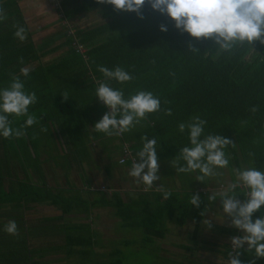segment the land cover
Returning <instances> with one entry per match:
<instances>
[{"label":"trees","instance_id":"trees-1","mask_svg":"<svg viewBox=\"0 0 264 264\" xmlns=\"http://www.w3.org/2000/svg\"><path fill=\"white\" fill-rule=\"evenodd\" d=\"M23 1L0 0L6 17L0 21V90L10 87L13 78L18 77L25 92L36 94L37 102L29 107L28 115L34 116L37 123L25 127L27 116L9 115L11 127L20 129L24 135L0 136V225H3L0 226V264H123L124 249L129 247V242L107 245L108 239H103L94 227L98 220L94 209L108 210V216L118 220L121 228L144 230L138 255L148 258L147 264H213L207 258L201 261L199 257L189 256L193 251L214 254L220 257V264H227L229 243L198 241L201 213L213 203L206 193L171 192L165 200L163 193L150 189L142 192L141 197L124 201L117 190L107 187L89 199L92 193L89 185L85 184V190L76 187L67 179L66 171L67 167L69 171L76 168L79 180L81 177L84 183L87 176L82 165L87 173L91 171L96 165L91 155L96 153V148L101 150L100 145L107 162L131 169L129 161L119 163L121 149L126 145L137 157L143 146L140 138L144 135L148 139L156 138V153L161 159L176 161L180 149L190 146L188 130L180 133L178 125L191 123L196 116L206 121L204 135L219 134L235 144L224 149L229 159L225 169L232 183L233 169H242L247 161L251 162L250 167H261L264 163V45L258 41L250 46L238 44L231 52L218 54L212 40H195L181 33L166 15L153 11L147 2L138 15L116 11L111 5L97 4L96 0H54L65 22L75 23L91 14L94 22L71 33L67 30L58 33L36 45L20 8ZM14 25L25 28V40L15 37ZM161 25L167 27L166 32L159 30ZM74 43L83 48L82 53ZM189 45L197 52L190 51ZM56 52L55 56L43 59ZM99 66L110 70L119 66L127 71L133 77L131 81L106 82L122 90L126 99L138 91L152 92L159 98L161 110L149 114L120 136L97 132L95 123L108 111L96 97L98 84L105 82ZM22 68L29 70L27 76L22 75ZM254 106L258 110L252 113L250 109ZM168 109L171 115H165ZM105 142H108L106 146ZM51 164L55 170L63 171L64 187L48 183L45 171H52ZM180 165H184L183 160ZM175 173L191 174L195 178L199 175L198 172ZM83 191L88 195L82 194ZM246 191L242 187L235 189L242 203L247 199ZM192 195L199 196V207L190 205ZM34 205L56 212L42 217V231L38 220L25 219L24 213ZM261 215L264 207L253 214V221ZM167 219L173 220L177 227L186 220L193 223L189 243L179 247L187 254L178 257L179 260L161 256L159 245L148 251L155 239L164 237L166 231L162 225ZM11 220L17 224L18 235L5 231L3 222ZM230 232L241 235L238 229ZM246 248L247 245L240 250L242 264L252 261L264 264V258H255Z\"/></svg>","mask_w":264,"mask_h":264},{"label":"clouds","instance_id":"clouds-1","mask_svg":"<svg viewBox=\"0 0 264 264\" xmlns=\"http://www.w3.org/2000/svg\"><path fill=\"white\" fill-rule=\"evenodd\" d=\"M148 3L153 11L166 15L173 23L175 29L195 40L201 38L212 40L217 53L231 52L236 45H251L259 42L264 45V0H96L97 4L111 5L116 11L136 13L145 3ZM5 14L0 8V21ZM142 18V17H140ZM15 37L23 41L26 39L24 27L15 26ZM159 30L166 32L167 27L161 25ZM189 50L197 52L189 45ZM21 63L23 60L21 58ZM28 69L22 68L21 73L28 75ZM98 71L105 77V82H100L96 89L97 100L102 102L108 111L95 123L94 129L107 136H120L145 120L149 114L161 110V102L150 91H138L129 98L124 97L120 89H114L106 81L115 80L123 84L133 77L124 69L117 66L110 70L99 66ZM37 102L36 94L27 93L24 84L18 77H14L10 87L0 90V136L9 138L24 135L20 129L14 130L8 119L9 115L16 117L27 116L25 127L37 123L34 116L28 115V109ZM257 107L250 111L255 113ZM165 115H171V109L165 111ZM206 121L193 117L192 122L178 125V131L184 133L188 130L189 144L179 151V159L172 164L177 173L198 172L195 181L204 182L205 178L220 175L216 169L229 166V159L224 149L229 145L234 146L231 140L219 134L204 135ZM203 137V138H202ZM142 149L136 154L138 159L132 163L129 176L134 178L136 184H143L144 190L153 189V184L159 181L160 167L157 152L156 138L148 139L142 136ZM180 160L184 165H180ZM123 163V161H121ZM237 177V183H229L221 193V206L224 217L231 219V226L240 230L241 236L231 238L233 251L229 253L227 264H242L240 250L247 245L246 251L252 253L255 258H264V215L253 221V214L264 207V171L254 167L246 169H233ZM246 189L245 202L241 203L236 197L235 189ZM163 192L164 199L171 196L169 190L162 185L155 188ZM210 202L217 200L216 194L208 196ZM190 205L199 207L198 195L190 197ZM203 215V213H201ZM209 227L210 222L204 221ZM5 231L10 235H18L17 224L14 220L8 222ZM254 264V261L250 262Z\"/></svg>","mask_w":264,"mask_h":264},{"label":"rangeland","instance_id":"rangeland-1","mask_svg":"<svg viewBox=\"0 0 264 264\" xmlns=\"http://www.w3.org/2000/svg\"><path fill=\"white\" fill-rule=\"evenodd\" d=\"M84 4V2H83ZM57 7L58 5L56 4L55 1L51 0V2L49 0H27L26 2H24V4L22 5V14L23 17L28 25L29 31L31 32V39L33 41L34 44H38L40 43L42 40L50 38V37H54L56 36L58 33H62L64 31H68L71 32L73 29L76 28H84V27H88L90 24H92L94 22V20L91 18L93 14H91V16L87 15L86 17H84L82 20L77 21L75 23L73 22H65L62 18L60 13H58L57 11ZM58 52L48 55L47 57L43 58L45 59H49L50 57H53L57 54ZM108 141V140H107ZM108 142H105V145H107ZM101 150L103 149L102 145H100ZM99 149V147H98ZM100 150V149H99ZM94 158H96L94 156ZM103 158L105 159L106 156H103ZM58 160V156L57 154H55L54 156V161L57 163ZM98 160H96L97 162ZM250 161H247L245 164H243V166L241 167L242 169H246V168H250ZM51 168H53L52 164L50 165ZM122 167V166H120ZM120 167H117L114 163H111L110 161L104 162V164L102 165H95L92 169L94 170H102V172L106 173L111 171L112 173L118 170H121ZM46 168V166L44 167ZM83 171H86V167L85 165H82ZM256 170H262V167H254ZM46 172V176H47V181L50 185H57L59 184V186H64L63 183V171H58L57 175L51 174V171H45ZM57 172V171H56ZM67 175H68V179L71 181V183H73V185L75 186H80V182L79 179L77 178V170L76 168H72V170L69 171L68 167H67ZM84 172V174H85ZM222 173H220L219 176H216L215 180L213 181V185L214 186H220V189L223 190L224 186H226V181L227 180V173L225 172V169L223 168L221 170ZM107 174V173H106ZM86 175H89V173H87ZM92 174H90L89 176H91ZM159 176L161 177V179H164V176L162 174H159ZM88 177V176H87ZM112 177L110 176L107 177V184H109L110 181H112ZM218 178H220V180H217ZM81 181H84L81 177H80ZM86 183V182H84ZM100 183V182H99ZM118 182H112L111 184V188L114 190H121V192L123 193V190L126 189V187L124 186V184L122 183V181L120 183ZM168 183H165V185H167ZM202 184V186H207L208 183H200ZM110 185V184H109ZM71 186V185H70ZM99 190H103L106 191V186H101V184H98ZM83 190V189H82ZM209 191V190H207ZM82 194H87L86 192H82ZM88 195V194H87ZM121 195V194H119ZM88 197V196H87ZM129 197V196H128ZM129 198H126V200H128ZM108 210H101L99 212L96 213V215L98 216V220L96 221L94 227H96L101 233H102V238L103 239H108L105 242L107 243V245H113V244H118L121 241H128L129 242V247L127 249H124V255L126 256V260L124 261L123 264H147L148 263V258H146L145 256L139 257L138 255V248L139 246L142 245L144 237H145V233L144 230L141 228H137L136 231H132L130 229L127 228H121L120 223L118 220H114L112 217L108 216ZM56 212L53 211V209L49 208V207H45L43 209V213H39V211L32 215H26V219H33V220H38V226L41 227V231L43 230V221L41 216L44 218L46 216H51V215H55ZM38 218V219H35ZM219 220V219H217ZM223 223V222H222ZM226 224V223H224ZM223 224V225H224ZM31 225H33V223H31ZM187 230L189 232V230L191 228L187 227ZM179 235H177V232L175 233V235L169 237L172 242L175 243H180V242H186L183 240V237L185 236V232L181 231L178 232ZM242 235V233H240ZM240 235V236H241ZM208 238V236H206ZM234 237V236H233ZM213 239V238H212ZM156 241V240H155ZM157 242V241H156ZM222 242H227L230 244L231 242V238L227 240H222ZM158 243H154L153 245L148 247V251H152L154 249V245H157ZM152 247V248H151ZM163 249H166V252L164 253V255H166V258L171 259V258H175L174 257V253L175 254H187L184 250L180 249V248H176L170 245H164L161 246ZM160 248V245H159ZM161 250H158V253H160ZM169 252H172L173 254L171 255ZM189 256L192 257H199V259L202 261V259H209L213 264H220V257L212 254L210 255L209 253H205V252H200V251H193L192 253H188ZM204 261V260H203ZM73 263V261H71ZM71 264V263H70Z\"/></svg>","mask_w":264,"mask_h":264},{"label":"crops","instance_id":"crops-1","mask_svg":"<svg viewBox=\"0 0 264 264\" xmlns=\"http://www.w3.org/2000/svg\"><path fill=\"white\" fill-rule=\"evenodd\" d=\"M26 1L27 0L20 3L21 10H23L22 5ZM49 1L51 2V0H49ZM58 52H60V51H58ZM156 155L158 157V161L160 164V167L158 170V175L162 174L164 176V179H160L159 181L154 182L153 189H151V190H153L154 192H158L155 190V188L160 187V185H162L165 190H169L170 192H177V193H180L183 195H188L191 192L196 193V194L199 192H201V193L203 192V193H206V196H209L212 194H216V196H217V200L214 201L212 204L207 205L204 209L203 218H202L201 224L199 226L198 241L203 240V241L209 242V243H212V242L213 243H223L222 240L228 241V239L235 236L236 232H234V234H232L230 232V230L235 229V231H236V228L231 226V219L230 218L224 217V213L222 211V206H221V193L227 187V185L229 183H232L230 181L229 176H227V180H225L226 186H224L223 190L220 189V186L216 187L213 185V181L215 180L216 176L205 178L204 183H208V184H207V186H202V184H200V182L195 181V179H196L195 175L193 176L191 174H187L186 176L185 175L184 176H178L175 173L174 167H172V164L175 163V161L173 159H161L160 155H158L157 153H156ZM94 156L96 158H94ZM103 156L104 155L101 152V150L96 148V153L91 155V157H92L91 159H92L94 165L98 164L100 166V165L104 164V162H106V159H104ZM118 156H119V154L116 155L114 157V159L117 158ZM96 160H98V161L96 162ZM261 167H262L261 171H264V163L262 164ZM120 168H121V170L117 169V171L114 172L113 177H112V181L109 182L110 185L107 184V181H108L107 177L110 178L109 175L102 172V170L91 169V171H89V175L90 174H92V175L91 176L86 175V176H88L86 181H85L86 183H81V181L79 180L80 186H78V187L85 190V189H87L86 185L88 184L89 185V191H92V193H89V199H91L94 194H98L97 191H102V190H99V187H97L98 184H101V186H106V188L107 187L111 188L112 182L116 181V182L120 183L122 181V183L124 184L126 189L123 190V193L121 192V190L118 189V192H119V194H121L120 196L124 201H127L126 198H129V197H138V196L141 197L143 194L142 192H145L144 185L143 184L138 185L134 182V178L128 175V173L130 171L129 168L124 167V166H122ZM53 169L51 171V174L57 175L58 171L55 169L53 170ZM221 170L222 169H216L215 171L218 173L220 171V173H222ZM225 172L227 173L226 169H225ZM59 173H60V171H59ZM232 174L234 176V183H237V177H236L235 172L232 171ZM217 176H219V175H217ZM77 178L79 179L78 176H77ZM217 180H220V178H218ZM63 183L65 184L64 178H63ZM118 183H115V184L118 185ZM165 183H168V184L165 185ZM112 190H114V189H112ZM207 190H209V191H207ZM159 193H163V192H159ZM235 194H237V193L235 192ZM236 199L241 201L237 197H236ZM44 208L45 207L43 205H34L33 208H31V210L25 212L24 214L25 215H32L34 213L37 214L38 211H39V213L42 214ZM101 210H104V209H94L93 212L96 214L97 212H99ZM41 218H42V216H41ZM25 219H26V216H25ZM35 219H38V218H35ZM217 219H219V220H217ZM204 221H209L210 227L206 223H204ZM8 222L9 221H5L3 223H4V225H7ZM224 223H226V224H224ZM0 226H3V225H0ZM186 226L191 228L189 230V232H188ZM162 227L166 231L164 237L162 239H157V240L155 239L157 241V242L155 241V243H158L157 245H160V248H161L160 255L161 256L166 257V255H164V253L166 252V249H163L161 246H164V245L170 246L171 245L172 248L173 247L179 248L180 246L187 245L189 243V240H190L191 234H192V230H193V223L190 220H186V222L183 224V226L177 227V226H175V223L173 222V220L167 219V220L163 221ZM225 229H228V231H224ZM181 231L185 232V236L183 237V240L186 242L175 243V242L169 241V240H171L169 237L175 235L176 232H177V235H179L178 232H181ZM206 236H208V238ZM224 243H227V242H224ZM169 253L171 255L173 254L172 252H169ZM173 255H174L175 259L179 260L178 257H180L183 254H180V253L175 254L174 253Z\"/></svg>","mask_w":264,"mask_h":264},{"label":"built area","instance_id":"built-area-1","mask_svg":"<svg viewBox=\"0 0 264 264\" xmlns=\"http://www.w3.org/2000/svg\"><path fill=\"white\" fill-rule=\"evenodd\" d=\"M69 33H71V32H69ZM73 45L75 46V48H76V50L78 52H80V53L83 52V48L79 44L74 43ZM137 159H138L137 157H135V156H133L131 154V152L129 151V149L127 148L126 145H124L122 147V149H121V156H120V159H119V163H122L121 161H123V162L124 161H129L131 163V165H132V163L135 160H137ZM235 236H240V235H235ZM232 251H233V249H232V245H231V242H230V244H229V252H232Z\"/></svg>","mask_w":264,"mask_h":264}]
</instances>
